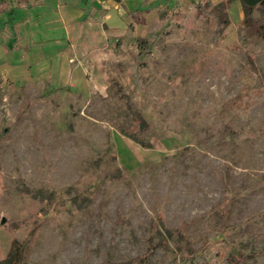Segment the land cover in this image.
I'll list each match as a JSON object with an SVG mask.
<instances>
[{
    "label": "rangeland",
    "instance_id": "1",
    "mask_svg": "<svg viewBox=\"0 0 264 264\" xmlns=\"http://www.w3.org/2000/svg\"><path fill=\"white\" fill-rule=\"evenodd\" d=\"M113 1L85 0L84 22L67 31L62 11L41 6L20 28L29 47L16 61L30 69L0 72V257L15 237L28 243L26 264H177L215 217L183 235L179 225L220 202L223 183L239 191L264 179V138L205 152L195 145L207 133L219 136L225 123L239 129L232 107L201 123L211 107L243 86L264 85V40L254 39L248 56L236 38L241 2L230 3L229 30L215 44L204 25L187 21L183 31L164 18L174 6L186 11L185 0ZM137 9L143 15L131 21ZM134 59L142 80H153L140 138L126 132L130 116L111 82L118 79L138 107L139 90L123 77ZM188 104L197 132L184 124ZM250 114L264 127V102ZM262 207L264 186L234 202L229 222Z\"/></svg>",
    "mask_w": 264,
    "mask_h": 264
},
{
    "label": "trees",
    "instance_id": "2",
    "mask_svg": "<svg viewBox=\"0 0 264 264\" xmlns=\"http://www.w3.org/2000/svg\"><path fill=\"white\" fill-rule=\"evenodd\" d=\"M187 10L178 11L175 6L164 18L175 23L179 30L185 31V23L193 21L204 25L212 32V41L217 44L222 34L229 30L231 21L229 17V5L232 0H185ZM242 4L243 17L236 24V38L238 43H243L248 56L253 54L250 44L254 39L264 40V0H239ZM132 20L140 19L143 10L137 9L129 13ZM144 17V16H142ZM141 17V18H142ZM140 61L137 59L129 62L123 73V77H130L134 87L139 90L140 105H135V100L127 88L116 78H111L114 88V100L124 104L130 116V123L126 132L132 138H140L148 126L142 112V107L147 98L153 94V86L149 81H143L138 73ZM194 92L190 91V98H194ZM171 95L166 93L159 98L160 104H169ZM264 102V85L250 88L243 86L232 98L221 101L211 107L205 114L201 123H210L214 118L222 115L227 109H234V116L239 119L240 125L237 132L232 131L229 123L221 127L219 136L206 134L203 139L195 142L196 148L205 152L208 145H226L233 143L238 147L253 138H264V127L260 121L251 116L253 106ZM189 104L183 111L184 124L192 126V131H198V125H194L191 118ZM116 126V122H114ZM100 152L97 151V155ZM118 179V178H116ZM224 186L223 199L217 204L204 211L198 217L189 222H184L177 227L176 232L183 235L185 229L204 217H215V222L210 226L207 233L201 239L195 249L184 251L182 258L177 264H264V232H258V226L264 223V207L245 216L236 223L229 222V214L233 204L243 195L264 186V179L254 181L245 188L234 191L230 190L226 183ZM71 201L74 202L76 194L69 192ZM160 205H157V209ZM30 241V240H29ZM28 243L13 237L10 240L7 251L0 257V264H26L25 257Z\"/></svg>",
    "mask_w": 264,
    "mask_h": 264
},
{
    "label": "crops",
    "instance_id": "3",
    "mask_svg": "<svg viewBox=\"0 0 264 264\" xmlns=\"http://www.w3.org/2000/svg\"><path fill=\"white\" fill-rule=\"evenodd\" d=\"M120 1L113 2L119 4ZM41 6L49 9L55 7L62 11L65 16L62 23L66 31L67 24L80 19L79 22H84L89 12V4L85 0L77 3L74 0H0V72L2 74L8 76L9 69L15 72L23 71L25 68L28 70L27 67L30 69V65L26 66L24 62L16 61L17 53L27 51L29 47L28 38L20 33V28L23 29L24 25L30 24L32 15L38 13L37 10Z\"/></svg>",
    "mask_w": 264,
    "mask_h": 264
}]
</instances>
